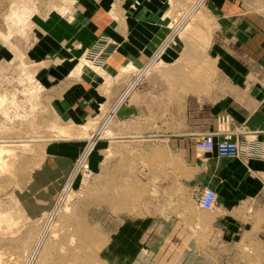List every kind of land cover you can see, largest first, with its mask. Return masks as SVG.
<instances>
[{"label": "crops", "instance_id": "0c3cea01", "mask_svg": "<svg viewBox=\"0 0 264 264\" xmlns=\"http://www.w3.org/2000/svg\"><path fill=\"white\" fill-rule=\"evenodd\" d=\"M75 1L70 14L54 0H19V13L30 15L24 55L51 105L71 123L117 107L113 189H141L142 211L113 218V264H217L221 246H264V0H209L216 26L207 62L215 68L202 75L196 53L183 59L170 46L160 54L162 63L180 66L179 56L186 64L149 71L169 33L171 0ZM105 38L113 42L108 62L99 71L77 72L74 62ZM4 47L0 38V56H15ZM146 65L150 73L135 82ZM159 74L175 77L173 85L171 77L169 87L161 85ZM215 92L212 103L200 102ZM225 116L228 129L245 132L238 137L241 156L197 153V136L219 131ZM79 141L64 137L47 145L30 178L31 205L44 196L45 204H55L81 151ZM122 173L124 185L117 184ZM204 188L218 194L212 211L198 206Z\"/></svg>", "mask_w": 264, "mask_h": 264}, {"label": "rangeland", "instance_id": "374dc122", "mask_svg": "<svg viewBox=\"0 0 264 264\" xmlns=\"http://www.w3.org/2000/svg\"><path fill=\"white\" fill-rule=\"evenodd\" d=\"M195 1H170L167 11L169 33L159 47L174 32L167 43L172 42L169 50L178 49L183 59L189 52L196 53L200 74L201 70L215 68L207 61L216 18L210 14L209 0L192 10ZM19 3V0H0V38L4 48L15 55L0 56V264H113V218L141 214L138 198L141 189H113V116L105 121L110 108H102L100 114L98 112L83 124H75L51 105L45 86L38 80L35 65L24 55L30 46V15L27 10L19 13ZM53 3L62 6L61 12L68 10L70 14L77 4L75 0H54ZM180 27H183L181 35L175 38ZM94 46L74 62L77 72L84 69L99 71L104 66L94 65L89 59L94 56ZM163 57L155 66V61L152 62L150 72L154 68L153 72L177 71L186 64L178 56L180 66H175L174 62L164 65ZM157 76L163 86L171 85L166 81H171L169 77L173 79L172 85L176 79L165 74ZM173 95L177 96V93ZM209 95L200 102L212 103L216 92ZM102 126L107 128L104 135ZM64 137L81 139L77 143L82 148L75 162L89 140L92 146L99 141L88 159L92 175H79L57 210L60 195L55 204H45L49 198L44 196L35 199V205H31L28 186L32 172L42 162L47 145ZM120 175L117 184H127L126 174ZM152 192L157 197V192ZM45 233L46 237L36 250L37 242ZM215 261L217 264H264V246L255 250L244 244L224 245L215 254Z\"/></svg>", "mask_w": 264, "mask_h": 264}, {"label": "built area", "instance_id": "2783aa9c", "mask_svg": "<svg viewBox=\"0 0 264 264\" xmlns=\"http://www.w3.org/2000/svg\"><path fill=\"white\" fill-rule=\"evenodd\" d=\"M205 1L206 0H196L194 2V5H193L194 10L199 8L203 3H205ZM170 40L171 39L169 36V38L166 39L165 42L158 48V50L152 56V58L150 59V61L148 63H150L152 61H155V62L158 61V59L161 56H155V55L157 53H162V49L164 47H165V49H164V52H165L166 49L172 43L171 42L169 45H167V43ZM110 45H113V42L107 38L102 39V40L97 42V44L94 46L95 48L92 51V53L94 54V56H92L93 58L89 57V59L93 61L94 65H98V64L104 65L105 63L108 62V60L110 59V56L112 54L109 51ZM146 67L143 68L141 71H138L135 82L140 81L142 79V77L149 72V71H147L149 68L146 69ZM116 112H117V107L110 110V112L107 114L106 118L108 119L111 116L114 117L116 115ZM219 121L221 123L219 131L213 132V133L199 134L197 136L196 141H195V149H196L197 153L203 154V155L216 153L221 158H238V157H240L243 149H242V146H241V143H240L238 137L245 133L244 130H242V128L235 129V130L228 129L227 126L231 121L230 117H228V116L222 117ZM218 135H220V139H217ZM96 145H97V143H94L93 146L96 147ZM90 146H91V144L89 145V143H88V145L85 146L84 150L82 151V153L80 154V156L78 157V159L76 160V162L74 164V168H73L70 176L68 177L67 183L65 185V188H66V186L69 185L68 186L69 187L68 192L72 188V185L74 184V182L76 181L77 175L81 174V173L80 174L77 173L78 165L82 162H87V166H88V159H89V157H90V155L94 149L93 146H92L93 147L92 150L89 149ZM260 156H263V154H261ZM83 175H85L87 177L92 175V171L89 168V166L84 169ZM60 199H61V197L58 198V202ZM217 199H218V194L214 189L204 188L201 191V194H200V197L198 200V206L200 207L201 210L212 211L216 206Z\"/></svg>", "mask_w": 264, "mask_h": 264}, {"label": "bare ground", "instance_id": "6f19581e", "mask_svg": "<svg viewBox=\"0 0 264 264\" xmlns=\"http://www.w3.org/2000/svg\"><path fill=\"white\" fill-rule=\"evenodd\" d=\"M200 8V7H199ZM198 9V8H197ZM192 10H194V7L192 8ZM192 10H191V12H192ZM197 14V13H196ZM194 16V15H193ZM192 16V17H193ZM111 118H112V116H111ZM107 119V118H106ZM107 122L109 121V118L106 120ZM102 129L104 130V132H103V135L107 132V128L105 127V126H102ZM103 135H102V137H103ZM94 136V135H93ZM101 136V135H100ZM41 138V137H40ZM42 141H43V139H41ZM45 140V139H44ZM99 141L97 140L95 143H98ZM88 143H89V145L91 144V146L89 147V149H93V147H92V143L90 142V140L88 141ZM88 145V144H87ZM95 148V147H94ZM94 150V149H93ZM88 166H87V162H82V163H80L79 165H78V167H77V173H81L82 175H83V171H84V169L85 168H87ZM80 174V175H81ZM78 176L79 175H77V178H78ZM77 178H76V180H77ZM69 186V185H68ZM68 186H66V188L64 189V191H62L61 192V194H60V196L59 197H61V199L59 200V202L57 203V206H56V210L57 209H59L58 207H60L62 204H63V202H64V200L66 199L65 198V195H66V193L68 192ZM49 225H47V227H48ZM46 227V228H47ZM46 237V233L44 234V236H42L41 237V239L39 240V242H37V247H36V250L38 249V247H40L39 245L42 243V241L44 240V238Z\"/></svg>", "mask_w": 264, "mask_h": 264}]
</instances>
